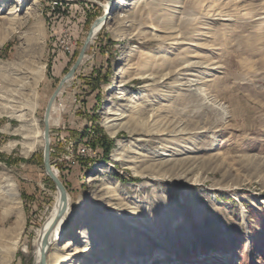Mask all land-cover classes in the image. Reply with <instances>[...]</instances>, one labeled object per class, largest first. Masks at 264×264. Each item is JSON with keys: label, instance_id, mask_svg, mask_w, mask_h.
<instances>
[{"label": "rangeland", "instance_id": "1", "mask_svg": "<svg viewBox=\"0 0 264 264\" xmlns=\"http://www.w3.org/2000/svg\"><path fill=\"white\" fill-rule=\"evenodd\" d=\"M136 1H112L51 110L71 201L49 264H264V0ZM106 2L0 0V264H34L45 110Z\"/></svg>", "mask_w": 264, "mask_h": 264}, {"label": "bare ground", "instance_id": "2", "mask_svg": "<svg viewBox=\"0 0 264 264\" xmlns=\"http://www.w3.org/2000/svg\"><path fill=\"white\" fill-rule=\"evenodd\" d=\"M110 1L112 3V1L115 2L117 0H108V2H106L104 4L105 5V9H107ZM143 1H145V0H137L136 3L137 4L138 3H142ZM128 4H129L128 0H124V2L121 3V6L125 7ZM15 13H17L16 7L12 6L11 9L9 8L8 15H12V14H15ZM101 25H103V23L102 24L101 23L97 24L94 27V29H93V31L91 33L92 37H91V39H90L88 44H90V42L95 37L97 32L101 29ZM82 62H83V59H82ZM120 74H121L120 75L121 80H119V82H123L126 79V70L125 71L124 70L121 71ZM72 78L67 80L65 83L70 81ZM61 92H62V89L59 92L58 96L61 94ZM121 92L122 91L119 89L115 93L116 94H120ZM55 105H56V100L52 103V106H51V110H52L53 113L57 111ZM111 114L115 115L116 113L115 112H111ZM19 118L22 119V118H25V117L21 114V115H19ZM116 119L117 118H110V119H108V122L114 121ZM33 125L39 127L36 124H33ZM43 137H44V131H43ZM61 197L62 196H61L60 191L57 190V194H56V197H55V203H54L53 209H52V211L50 212V214L46 218L44 224L42 225V227L39 229V231L37 233V237L35 239L36 255H35L34 264H40L41 263L42 255H43L44 252H45V258H46V264H49V262L51 261L52 258L53 259L58 258L59 256H61V254L63 252L65 253V251H67V249H68L67 248L68 246L66 244H64L63 247H58V245H57V241L60 239L63 231L69 225V213H70V201H71V198H70V195H68V192H67V197H66L67 205L64 206ZM62 207H64L63 210H61ZM60 211H62L61 215L58 216Z\"/></svg>", "mask_w": 264, "mask_h": 264}, {"label": "water", "instance_id": "3", "mask_svg": "<svg viewBox=\"0 0 264 264\" xmlns=\"http://www.w3.org/2000/svg\"><path fill=\"white\" fill-rule=\"evenodd\" d=\"M111 8H112V3L111 1L109 2V5L107 7V9L104 10V13L97 17L95 19V21L92 23L91 27H90V30L88 32V35L86 37V40L82 46V49L75 61V63L73 64V66L70 68V70L67 72V74L60 80L57 88L55 89L54 93L52 94L49 102H48V105L46 107V110H45V114H44V150H43V162H44V168H45V172L46 174L53 180V182L55 183L56 185V189L58 191H60L61 193V198H62V201H63V204L64 206L67 205V201H66V197H67V190H66V187L64 185V183L60 180V178L58 177V175L55 173V171L53 170L52 168V165H51V137H50V118H51V106H52V103L56 100V97L58 96L59 92L61 91L62 87L64 86L65 82L67 80H69L70 78H72L78 67L80 66L81 62H82V59L85 55V50H86V47H87V44L89 43L92 35V31L94 29V27L97 25V24H104L109 16H110V13H111ZM64 207H62L61 210H63ZM61 212H59L58 216L61 215ZM46 242V241H45ZM40 264H46V258H45V252L43 253L42 255V259H41V263Z\"/></svg>", "mask_w": 264, "mask_h": 264}, {"label": "trees", "instance_id": "4", "mask_svg": "<svg viewBox=\"0 0 264 264\" xmlns=\"http://www.w3.org/2000/svg\"><path fill=\"white\" fill-rule=\"evenodd\" d=\"M94 131L96 132L95 140H92L91 137L90 138L87 137L88 136L87 133H86V135L85 134H82L83 137H81V138L84 139L85 137H87L89 139L90 145H93V146H101L103 148L104 155L107 156L108 153L111 150L112 140H110L106 135H102L101 134V130H100L99 127H96V130H94ZM84 143H87V142L84 141ZM81 144H83V143H81ZM52 150H53V148L51 146V156L53 155L52 154ZM0 160H3L2 155H0ZM8 163L10 164L11 162L8 161ZM51 165H52V168L54 169L53 164H52V160H51ZM47 181L49 183H51L53 186H55V183L53 182V180L49 176L47 177ZM22 196H23V194H22ZM263 223H264V221L263 222H260L259 224L262 225V226H264ZM263 240H264L263 237H260V242H263ZM255 247H256V245H255Z\"/></svg>", "mask_w": 264, "mask_h": 264}, {"label": "built area", "instance_id": "5", "mask_svg": "<svg viewBox=\"0 0 264 264\" xmlns=\"http://www.w3.org/2000/svg\"><path fill=\"white\" fill-rule=\"evenodd\" d=\"M87 145H88V143H84L82 145H79V148H78V154L79 155L85 156L87 154V152H89L91 150Z\"/></svg>", "mask_w": 264, "mask_h": 264}, {"label": "crops", "instance_id": "6", "mask_svg": "<svg viewBox=\"0 0 264 264\" xmlns=\"http://www.w3.org/2000/svg\"><path fill=\"white\" fill-rule=\"evenodd\" d=\"M81 107V106H80ZM21 215V214H20Z\"/></svg>", "mask_w": 264, "mask_h": 264}]
</instances>
